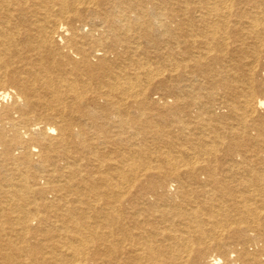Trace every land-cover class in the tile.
Wrapping results in <instances>:
<instances>
[{
    "label": "bare ground",
    "instance_id": "obj_1",
    "mask_svg": "<svg viewBox=\"0 0 264 264\" xmlns=\"http://www.w3.org/2000/svg\"><path fill=\"white\" fill-rule=\"evenodd\" d=\"M261 149L264 0H0V264H264Z\"/></svg>",
    "mask_w": 264,
    "mask_h": 264
},
{
    "label": "rangeland",
    "instance_id": "obj_2",
    "mask_svg": "<svg viewBox=\"0 0 264 264\" xmlns=\"http://www.w3.org/2000/svg\"><path fill=\"white\" fill-rule=\"evenodd\" d=\"M252 154H258L261 157H264V149L258 150V151H253ZM229 185H233L234 183L232 181L227 180L226 181ZM209 188V187H208ZM232 188H230L231 192H232ZM206 195L202 196V193L200 194L199 198L197 200H202ZM177 203H182L183 207H196V203H194V199H196L195 194H191L190 192L186 194V197H174L173 198ZM171 200V199H170Z\"/></svg>",
    "mask_w": 264,
    "mask_h": 264
}]
</instances>
